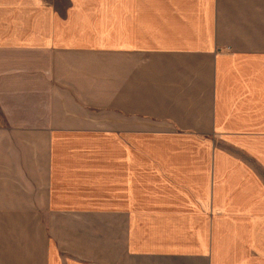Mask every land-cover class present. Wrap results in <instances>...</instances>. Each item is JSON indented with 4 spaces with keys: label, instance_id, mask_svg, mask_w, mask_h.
<instances>
[{
    "label": "crops",
    "instance_id": "obj_1",
    "mask_svg": "<svg viewBox=\"0 0 264 264\" xmlns=\"http://www.w3.org/2000/svg\"><path fill=\"white\" fill-rule=\"evenodd\" d=\"M264 0H0V264H256Z\"/></svg>",
    "mask_w": 264,
    "mask_h": 264
},
{
    "label": "rangeland",
    "instance_id": "obj_2",
    "mask_svg": "<svg viewBox=\"0 0 264 264\" xmlns=\"http://www.w3.org/2000/svg\"><path fill=\"white\" fill-rule=\"evenodd\" d=\"M227 153L230 155L229 157L234 158V159H239L242 161H245L246 163H249L250 165H254L253 168L257 171V173L260 175L259 179L262 183L261 185V189L264 190V175L259 172V167H257L258 165L254 162H251L252 158L249 154H247L244 151H237V150H228ZM250 251L252 252V254L254 253V258H255V262L256 264H264V253L260 254L257 250L250 248Z\"/></svg>",
    "mask_w": 264,
    "mask_h": 264
}]
</instances>
